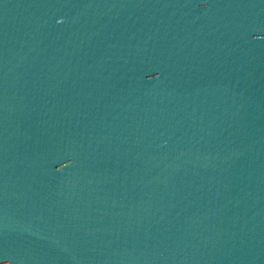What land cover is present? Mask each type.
<instances>
[{
  "label": "water",
  "instance_id": "1",
  "mask_svg": "<svg viewBox=\"0 0 264 264\" xmlns=\"http://www.w3.org/2000/svg\"><path fill=\"white\" fill-rule=\"evenodd\" d=\"M0 264H264V0H0Z\"/></svg>",
  "mask_w": 264,
  "mask_h": 264
}]
</instances>
